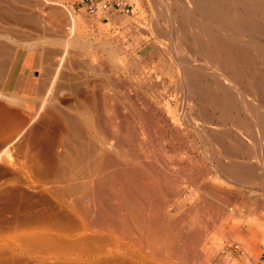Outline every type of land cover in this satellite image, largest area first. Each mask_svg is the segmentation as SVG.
Listing matches in <instances>:
<instances>
[{
	"label": "rangeland",
	"instance_id": "374dc122",
	"mask_svg": "<svg viewBox=\"0 0 264 264\" xmlns=\"http://www.w3.org/2000/svg\"><path fill=\"white\" fill-rule=\"evenodd\" d=\"M126 1L123 9L89 11L88 0H0V113L8 115L0 116V264H264V131L252 124L264 117V42L254 40L250 68L237 64L244 83L214 55L195 53L209 37L190 0ZM237 30L230 35L243 46L249 38ZM200 34L202 43L192 39ZM182 58L213 90L209 99L182 77ZM211 78L235 87L257 112L247 113L239 94L236 110H226ZM122 218L125 237L116 226ZM151 239L155 253L146 249ZM158 242L177 251L161 257Z\"/></svg>",
	"mask_w": 264,
	"mask_h": 264
},
{
	"label": "bare ground",
	"instance_id": "6f19581e",
	"mask_svg": "<svg viewBox=\"0 0 264 264\" xmlns=\"http://www.w3.org/2000/svg\"><path fill=\"white\" fill-rule=\"evenodd\" d=\"M180 1V0H179ZM183 1V0H182ZM181 1V2H182ZM187 4H189V5H191L192 7H194V11L196 12V13H198V15L200 16V19L201 20H199V25H198V21H196V23H197V25L199 26V28H200V30H201V32H202V34L205 36V35H207L209 38L207 39V45L205 44V46H201L200 44V47H199V49H197V51H196V49H195V53L197 54H199V57L200 56H202V58L203 57H210V56H213L214 58H216L215 60H216V63H218V65H219V69L221 68L224 72H226V73H229L230 75H231V79L232 78H234L235 80H243V78H241V76H240V71L241 70H239V72L237 71V67L240 65H238L237 66V64H238V62H240L241 63V65L239 66V68L241 67V68H243V67H249L250 68V64H251V59L250 58H252V56L250 57L249 56V51H250V49L251 48H253L254 46H255V44H254V40H257V42H258V40H261V41H263L264 42V0H190V2L188 1V3ZM184 4H182V6H183ZM40 6V5H39ZM190 6V7H191ZM99 7V6H98ZM189 7V8H190ZM192 7L190 8V9H192ZM184 8V7H183ZM182 8V9H183ZM256 8H258V11L256 10ZM259 8H260V10H259ZM192 11H193V9H192ZM191 11V12H192ZM183 13H184V9H183V11H182ZM195 12H193V13H195ZM188 12H185V14H187ZM196 13H195V15H196ZM181 15H182V13H181ZM192 15V14H191ZM194 15V16H195ZM185 16V15H184ZM49 17V16H48ZM195 17H198V16H195ZM228 17H230V19H232V25L230 26H227V24L225 23V21H226V19L228 18ZM185 18V17H184ZM186 18H187V16H186ZM189 18V17H188ZM71 19H72V17H71ZM191 19V18H190ZM229 19V18H228ZM227 19V20H228ZM182 20H184V19H182ZM192 20V19H191ZM62 21V20H61ZM188 21V23L187 24H189V20H187ZM211 21L212 22H216V25H214L213 23V25H214V27H212V25L211 24H209V23H211ZM230 21V20H229ZM74 22V21H73ZM185 22V21H184ZM183 22V24H185ZM228 22V21H227ZM170 23V22H169ZM172 24V23H171ZM192 24H193V22H192ZM169 26V25H168ZM171 26V25H170ZM181 26H182V24H181ZM192 26V25H191ZM191 26H190V28H191ZM73 27V26H72ZM185 27H186V25H185ZM172 28V27H171ZM182 28V27H181ZM194 28V27H193ZM192 29V28H191ZM190 29V30H191ZM234 29H238L240 32L239 33H241L240 35H242V34H244V37H248L249 39L247 40V42L245 43V44H243V46H240V42L238 41V43H239V46L237 45V41H236V37L234 38V36L233 35H230V33H231V31L232 30H234ZM186 30V29H185ZM199 30V31H200ZM237 30V31H238ZM173 31H174V29H173ZM182 31H183V29H182ZM187 31V30H186ZM193 31H195V30H193ZM192 31V32H193ZM216 31H217V33H216ZM219 31H224V32H226V35H224V36H226V37H221V36H219V34H218V32ZM197 32V31H196ZM223 32V33H224ZM233 32V31H232ZM171 33V32H170ZM173 33V32H172ZM183 33V32H182ZM187 33V32H186ZM185 33V34H186ZM236 33H238V32H236ZM163 34V33H162ZM198 34V33H197ZM190 35V37H191V34H189ZM203 35H199V36H197V35H192V39L194 40V41H197V42H199L200 40L199 39H201V37L203 36ZM160 36V35H159ZM206 36V37H207ZM163 37V36H162ZM171 37H173V35L171 36ZM183 37V36H182ZM184 37H186L185 35H184ZM205 38V37H204ZM183 39V38H182ZM187 39V38H186ZM203 39V38H202ZM241 39H242V36H241ZM247 39V38H246ZM181 40V39H180ZM191 40V39H190ZM237 40H239V39H237ZM244 40V39H243ZM155 41V40H154ZM170 41V40H169ZM185 41V40H184ZM183 41V42H184ZM241 41V40H240ZM174 42V41H173ZM189 42V41H188ZM201 42V41H200ZM199 42V43H200ZM203 42V41H202ZM201 42V43H202ZM206 42V41H205ZM204 42V43H205ZM181 43V42H180ZM179 43V44H180ZM184 43H187V42H184ZM194 43V42H193ZM190 44V43H189ZM198 44V43H197ZM264 44V43H263ZM160 45V44H159ZM186 45V44H185ZM187 46V45H186ZM260 46V45H259ZM0 47H3V46H0ZM261 47V46H260ZM260 47H258V50H260L261 51V49L262 48H260ZM263 47V46H262ZM6 48V47H5ZM189 48V47H188ZM256 48H257V46H256ZM1 51H2V48L0 49ZM193 50V49H192ZM6 51V50H5ZM164 51V50H163ZM167 51V50H166ZM254 51H255V49H254ZM257 51V50H256ZM181 52V51H180ZM192 52V51H191ZM263 52V51H262ZM8 53V52H7ZM161 53V52H160ZM159 53V54H160ZM260 53V52H259ZM0 54H1V52H0ZM4 54H6L5 52H4ZM167 54V53H166ZM181 54V53H180ZM1 55H3V53L1 54ZM195 55V54H194ZM259 55V54H258ZM264 55V54H263ZM263 55H261L262 56V58H263ZM3 56H5V55H3ZM7 56H8V54H7ZM178 56V55H177ZM257 56V55H256ZM1 57V56H0ZM170 57V56H169ZM180 57V56H179ZM190 57V56H189ZM199 57H197V58H199ZM254 57V56H253ZM3 58V57H2ZM7 58V57H6ZM5 58V59H6ZM188 58V57H187ZM195 58V57H194ZM258 58V57H257ZM172 59V58H171ZM189 59V58H188ZM188 59H181L182 61H180V63L178 62L179 61V59H178V61H177V65H178V63H179V65H181L182 66V77L184 78V79H187V82L188 83H190L191 85L190 86H192V88H195V90H199L200 92H201V95L203 94V96L206 98L207 97V99H209L208 98V96H212L213 94H212V92L211 91H213V90H211L210 91V87L208 86V85H202V84H198L197 83V77H198V72L196 71V69L193 67L192 68V66L193 65H190L189 64V62H188ZM201 59V58H200ZM206 59V58H205ZM209 59V58H208ZM212 58L210 57V60H211ZM2 60H4V59H2ZM7 60V59H6ZM167 60V59H166ZM207 60V59H206ZM215 60H214V62H215ZM258 60H259V58H258ZM1 61V60H0ZM175 61V60H174ZM197 61H200L199 59L197 60ZM256 60H254L253 62H255ZM263 61V60H262ZM2 62V61H1ZM6 62V61H5ZM191 62V61H190ZM192 62H196V61H192ZM208 62V61H207ZM200 63V62H199ZM215 63V64H216ZM264 63V62H263ZM4 64V63H3ZM202 64V63H201ZM207 64V63H206ZM257 64V63H256ZM255 64V65H256ZM261 64V63H260ZM197 65V64H196ZM209 65V64H208ZM217 65V64H216ZM215 65V66H216ZM253 65V64H252ZM202 66V65H201ZM257 66V65H256ZM179 67V66H178ZM196 67V66H195ZM198 67V66H197ZM210 67V66H209ZM213 67V66H212ZM217 67V66H216ZM260 67H261V65H260ZM2 68V67H1ZM3 68H4V66H3ZM199 68H201L200 67V65H199ZM205 68H207V66L205 67ZM237 68V69H236ZM240 68V69H241ZM259 68V67H258ZM181 69V68H180ZM203 69H204V67H203ZM210 69V68H209ZM217 69V68H216ZM1 70V69H0ZM4 70H5V68H4ZM198 70V69H197ZM244 71H246L247 70V68H246V70L245 69H243ZM249 70H251V69H249ZM248 70V71H249ZM253 70H254V67H253ZM252 70V71H253ZM259 70V69H258ZM263 70H264V68H263ZM3 71V70H2ZM2 71L0 72V73H2ZM211 72H213L212 70H210ZM209 71V72H210ZM221 71V70H220ZM223 71H221V72H223ZM247 71V72H248ZM257 71V70H256ZM255 71V72H256ZM260 71V70H259ZM200 72H201V70H200ZM209 72H207V74L209 73ZM210 72V73H211ZM216 72H218V71H216ZM251 72V71H250ZM249 72V73H250ZM258 72V71H257ZM202 73V72H201ZM204 73V72H203ZM214 73V72H213ZM212 73V74H213ZM220 73V72H219ZM244 73V72H243ZM243 73H242V76H243ZM259 73V72H258ZM206 74V73H205ZM217 74V73H216ZM246 74V73H245ZM248 74V73H247ZM253 74V73H252ZM261 74H263V73H261ZM1 75H3V74H1ZM215 75V74H214ZM250 75V74H249ZM255 75H257V74H255ZM199 76H201V75H199ZM208 76V75H207ZM206 76V77H207ZM215 76H219L220 77V75H215ZM226 76V75H225ZM233 76V77H232ZM246 76V75H245ZM262 76V75H261ZM264 76V75H263ZM210 77H212V78H214L213 76H210ZM222 77H224V76H222ZM229 77V76H228ZM227 77V78H228ZM252 77V76H251ZM250 77V78H251ZM254 77V76H253ZM1 78H3V76L1 77ZM201 78V77H200ZM203 78H205V75H204V77ZM202 78V79H203ZM211 78V79H212ZM216 78V77H215ZM247 78H248V76H247ZM261 78V77H260ZM259 78V79H260ZM262 78H264V77H262ZM226 78H224L223 80H225ZM229 79V78H228ZM234 79H233V81H234ZM245 79V78H244ZM249 79V78H248ZM253 79V78H252ZM258 79V80H259ZM213 80V79H212ZM247 80V79H246ZM251 80V79H250ZM254 80V79H253ZM203 81H207L206 79L205 80H203ZM213 81H216L215 83H214V85L216 84L218 87H215V88H217V90H219V87H220V90H221V88H222V90H221V92L223 93V95L222 96H219L218 95V93L216 94V95H214V98L216 97V99H217V101H219L220 103L221 102H223V105H224V108L227 110V109H234V110H236V104H235V102L233 101V99H235L236 97H238V100L240 101V104L242 105V106H245V109H246V111H247V113H248V110L250 111V112H252V113H256L257 111H256V109H257V107H256V109H255V105L256 104H254L253 106L252 105H250V104H248V103H246V101H245V98L241 95V93L239 94V93H236L237 91H234V92H232V90H234L235 89V87H234V89H231L230 87H229V85L228 84H226V83H224V81H222L223 83H219V84H217V79L216 80H213ZM230 81H232V80H230ZM232 81V82H233ZM244 81V80H243ZM255 81V80H254ZM198 82H199V78H198ZM201 82V81H200ZM199 82V83H200ZM207 82H209V81H207ZM219 82V81H218ZM236 82V81H235ZM234 82V83H235ZM246 81H244V83H245ZM256 82V81H255ZM212 83V82H211ZM211 83H209V84H211ZM227 83H229V82H227ZM231 83V82H230ZM229 83V84H230ZM247 83H248V81H247ZM251 83V82H250ZM208 84V83H207ZM213 84V83H212ZM237 84H238V81H237ZM241 84V83H240ZM239 84V85H240ZM256 84H257V82H256ZM3 85V84H2ZM186 86H187V84H185ZM189 85V84H188ZM215 85V86H216ZM253 85H255L254 83H253ZM232 86V85H231ZM238 86V85H237ZM241 86V85H240ZM249 86H250V84H249ZM256 86V85H255ZM261 86V85H260ZM257 87V86H256ZM190 88V87H189ZM189 88H186L185 87V89H189ZM243 88H245V87H243ZM255 88V87H254ZM261 88V87H260ZM259 88V89H260ZM240 89H242V88H240ZM252 89V88H251ZM255 89H257V88H255ZM258 89V90H259ZM262 89H263V87H262ZM191 90V89H190ZM216 90V89H215ZM216 90V91H217ZM245 90V89H244ZM254 90V89H253ZM3 91V90H2ZM191 91H193V90H191ZM249 91V90H248ZM262 91V90H261ZM185 92V91H184ZM187 92H189L188 90H187ZM215 92V91H214ZM240 92H242L241 90H240ZM192 93V92H191ZM195 93H196V91H195ZM199 93V92H198ZM249 93H251V92H249ZM254 93V92H253ZM256 93H257V90H256ZM261 93V92H260ZM194 94V93H193ZM200 94V93H199ZM215 94V93H214ZM235 94H239V95H235ZM245 94V93H244ZM187 95H188V93H187ZM190 95V94H189ZM195 95V94H194ZM197 95V94H196ZM246 95V94H245ZM255 95V94H254ZM254 95H252V96H254ZM191 96V95H190ZM202 96V97H203ZM234 96H236L235 98H234ZM258 96V95H257ZM1 97V96H0ZM195 97V96H194ZM201 97V98H202ZM249 97H250V95H249ZM248 97V98H249ZM259 97H261V96H259ZM10 98V97H9ZM198 98H200V97H198ZM201 98L199 99V100H201ZM251 98V97H250ZM249 98V99H250ZM254 98V97H253ZM253 98H252V100H253ZM256 98V97H255ZM262 98H264V97H262ZM261 98V99H262ZM204 99V98H203ZM237 99V98H236ZM249 99H247L248 100V102H251ZM261 99H259V101H262ZM211 100H213L212 98H211ZM257 100V99H256ZM99 101H101V100H99ZM206 101V100H205ZM216 101V100H215ZM255 101V100H254ZM264 101V100H263ZM213 102V101H212ZM238 102V101H237ZM209 102H207V104H208ZM261 103V102H260ZM260 103L258 102V104L260 105ZM206 104V103H205ZM213 104H215V103H213ZM219 104V103H218ZM217 104V105H218ZM222 104V103H221ZM221 104H220V106H221ZM252 104V103H251ZM223 105H222V107H223ZM258 105V106H259ZM262 105H263V103H262ZM262 105H260V106H262ZM204 106V105H203ZM211 106V105H210ZM209 106V107H210ZM214 107H217V106H215V105H213ZM213 106H211V107H213ZM220 106H218V107H220ZM241 106V107H242ZM259 106V107H260ZM3 107V109H4V106H2V104H0V108H2ZM6 107V106H5ZM100 107V106H99ZM206 107V106H205ZM210 107V108H211ZM239 107V106H238ZM263 107H264V105H263ZM218 109H221V108H218ZM218 109H216V110H218ZM239 109V108H238ZM242 110H243V107L241 108ZM245 109H244V111L243 112H245L246 113V111H245ZM264 109V108H263ZM5 110H7V109H5ZM201 110H203V109H201ZM211 110V109H210ZM214 110H215V108H214ZM213 110V111H214ZM225 110V111H226ZM258 110V109H257ZM3 111V110H2ZM1 111V113L3 114L4 112L6 113V111H3L2 112ZM11 111V110H10ZM205 111V110H204ZM207 111V110H206ZM209 111V110H208ZM212 111V112H213ZM220 111V110H219ZM222 111H223V108H222ZM240 111V110H239ZM238 111V112H239ZM11 112H13V111H11ZM11 112L9 113V114H11ZM201 112V111H200ZM237 112V111H236ZM1 113H0V116H2V119H3V121H7L6 119H8V118H6V116H8V115H6L5 116V114H3V115H1ZM14 114H17L15 111L13 112ZM138 113V112H137ZM208 113V112H207ZM211 113V112H210ZM221 112H219L218 114H220ZM228 113V111L226 112V114ZM229 113H230V111H229ZM240 113H242V112H240ZM259 113V112H258ZM257 113V114H258ZM261 113H262V110H261ZM260 113V114H261ZM7 114V113H6ZM214 114V113H213ZM217 114V115H218ZM226 114H223V115H226ZM239 114V113H238ZM243 114V113H242ZM216 115V114H215ZM217 115H216V117H217ZM230 115V114H229ZM245 115H247V114H245ZM245 115L243 114V116L245 117ZM256 115V114H255ZM262 115V114H261ZM221 116H222V113H221ZM227 116V115H226ZM235 116H236V114H235ZM242 116V117H243ZM263 116V115H262ZM262 116H260V117H257L256 118V116H255V118L257 119V121H254V122H252V120L251 119H249L248 120V122L249 121H251L252 122V124L254 123V125L253 126H258L259 127V129L261 130H263L264 131V117H262ZM220 117V116H219ZM227 117H229V116H227ZM230 117H231V115H230ZM243 117V119L246 121V119L248 118L247 116V118L245 117L244 118ZM253 117V116H252ZM251 117V118H252ZM1 118V117H0ZM215 118V117H214ZM222 118H224V117H222ZM221 118V119H222ZM226 118V117H225ZM254 118V117H253ZM252 118V119H253ZM149 119V118H148ZM208 119V118H207ZM211 119V118H210ZM216 119H219L218 117L216 118ZM233 119H234V117H233ZM232 119V120H233ZM235 119H237V118H235ZM240 119V117H239V115H238V120ZM242 119V118H241ZM1 120V119H0ZM220 120V119H219ZM227 120V119H226ZM230 120V119H229ZM232 120H230V121H232ZM254 120V119H253ZM2 121V122H3ZM211 121V120H210ZM1 122V123H2ZM108 122V121H107ZM217 122V121H216ZM224 122H229V121H224ZM243 122V121H242ZM248 122H246V125H247V123ZM0 123V124H1ZM6 123V122H5ZM110 123V122H109ZM235 123V122H234ZM238 123H240V121L239 122H237V125H238ZM245 123V122H244ZM148 124V123H147ZM222 124H223V122H222ZM222 124H220V125H222ZM225 124V123H224ZM230 124H231V122H230ZM236 124V123H235ZM235 124H234V126H235ZM248 124H250V123H248ZM3 125H4V123H3ZM215 125H216V123H215ZM218 125V124H217ZM243 125V124H242ZM241 124H240V126H242ZM245 125V126H246ZM219 126V125H218ZM239 126V125H238ZM245 126H244V128H245ZM232 127V126H231ZM236 128H237V126H235ZM243 127V126H242ZM248 127V126H247ZM122 128V127H121ZM249 128H251V126L249 127ZM254 128H256V127H254ZM219 129V128H218ZM229 129V128H228ZM240 129H241V131H243V129L240 127ZM245 130V129H244ZM246 130H248V129H246ZM252 130V129H251ZM224 131V130H223ZM225 131H228V130H225ZM224 131V132H225ZM249 131V130H248ZM247 131V133H249V132H251V131H249L248 132ZM229 132V131H228ZM228 132H225V133H222L223 135H221V137L222 136H224V134H225V136L227 137V135L229 134ZM244 133H246V131H243ZM243 132H241L242 134H243ZM256 132V131H255ZM226 133H228L227 135H226ZM257 133H258V130H257ZM256 133V134H257ZM263 133V132H262ZM211 135V134H210ZM220 135V134H219ZM255 135V134H254ZM258 135V134H257ZM256 135V136H257ZM260 135H262L261 134V131H260ZM264 135V134H263ZM242 136H245L246 137V135L244 134V135H242ZM250 136H252V134H250ZM226 137H225V139H226ZM247 137H248V135H247ZM264 137V136H263ZM228 138V137H227ZM259 137L257 136V139H258ZM244 139V138H243ZM247 139V138H246ZM228 140H230V139H228ZM259 140V139H258ZM261 140H263V139H261ZM231 142L233 141V139L232 140H230ZM235 141V140H234ZM253 142V141H252ZM255 142H257V141H255ZM259 142H261L260 140H259ZM259 142H258V144H259ZM264 141H262V143H263ZM233 143V142H232ZM210 144V143H209ZM257 144V143H256ZM255 144V145H256ZM261 144V143H260ZM264 144V143H263ZM237 145V144H236ZM223 146V145H222ZM235 146V145H234ZM233 146V150H235L236 151V149H235V147ZM260 146V145H259ZM226 147V146H225ZM237 147H238V145H237ZM241 147V146H240ZM239 147V148H240ZM243 147V146H242ZM241 147V148H242ZM251 147H252V145H251ZM230 148H231V146H230ZM229 148V149H230ZM262 148V147H261ZM225 149V148H224ZM227 149V148H226ZM238 149V148H237ZM225 151V150H224ZM226 151H228V150H226ZM230 151H232V150H230ZM235 151H233V152H235ZM238 151V150H237ZM260 151V150H259ZM164 152V151H163ZM238 152H240V151H238ZM238 152H236V153H238ZM263 153H264V151H263ZM225 154V153H224ZM224 154H223V156H224ZM229 154H230V152H229ZM229 154H228V156H229ZM242 154V153H241ZM233 155V154H232ZM236 155V154H235ZM255 155V154H254ZM261 155V154H260ZM226 156H227V152H226ZM228 156L226 157V158H228ZM245 156H246V154H245ZM230 157H232V156H230ZM233 157H234V155H233ZM232 157V158H233ZM247 157V156H246ZM258 157V156H257ZM231 158V159H232ZM237 158V157H236ZM249 158V157H248ZM247 158V159H248ZM256 158V157H255ZM264 158V157H263ZM230 159V158H229ZM150 161V160H149ZM157 161V160H156ZM260 162H261V160H259ZM105 162V161H104ZM216 163H217V161H216ZM262 163H264V162H262ZM231 164V163H230ZM234 165H235V163H233ZM237 164V163H236ZM216 165V164H215ZM259 165V164H258ZM197 166V165H196ZM222 166H224V165H222ZM230 166V165H229ZM241 166V165H240ZM256 166V165H255ZM225 167V166H224ZM231 167V166H230ZM238 167V166H237ZM236 167V168H237ZM257 167H259V169H262L263 167H264V164H263V167L261 168L260 166H257ZM226 168V170H225V172H227L228 170H227V168H229V167H225ZM243 168V167H242ZM128 169V168H127ZM214 169V168H213ZM221 169H223L222 167H221ZM245 169V168H244ZM258 169V168H257ZM258 169V170H259ZM129 170V169H128ZM132 170V169H131ZM234 170H237L238 171V169H235V167H233V168H231L230 169V172L233 174V172H234ZM264 170V169H263ZM126 170H124V172H125ZM130 171V170H129ZM133 171V170H132ZM212 171V170H211ZM241 171V170H240ZM261 171V170H260ZM119 172V171H118ZM121 172V171H120ZM224 172V171H223ZM262 172H264V171H262ZM123 173V172H122ZM135 173V172H134ZM202 173V172H201ZM245 173L247 174V175H249V176H251V177H253V174H255V172H253L252 173V170L250 169V168H248V169H245ZM162 174V173H161ZM231 174V175H232ZM242 174V173H241ZM245 174V175H246ZM262 174V173H261ZM135 175V174H134ZM134 175H131V176H134ZM141 175V174H140ZM229 175V174H228ZM244 174H243V176H245ZM255 175H257V174H255ZM122 176H124V175H122ZM173 176V175H172ZM259 176H260V173H259ZM121 177V176H120ZM144 177V176H143ZM230 177H232V176H230ZM247 177V176H246ZM262 177H263V175H262ZM113 178V177H112ZM137 178V177H136ZM146 178V177H145ZM233 178V177H232ZM256 178H258V177H256ZM124 180H128V179H124ZM242 180H244V179H242ZM260 180V179H259ZM132 181V180H131ZM245 181H247V180H245ZM250 181V180H249ZM254 181V180H253ZM264 181V180H263ZM248 182V181H247ZM112 183V182H111ZM114 183V182H113ZM257 183V182H256ZM255 183V184H256ZM261 183V182H260ZM128 184V183H127ZM164 184V183H163ZM162 184V185H163ZM249 184H250V182H249ZM114 185V184H113ZM112 185V186H113ZM125 185V184H124ZM133 187H134V185L133 184H131ZM130 185V186H131ZM136 185H137V183H136ZM126 186V185H125ZM236 186H238V184L236 185ZM262 186V185H261ZM264 186V185H263ZM136 187H140V186H136ZM135 187V188H136ZM154 187V186H153ZM162 187H164V186H162ZM112 188V187H111ZM134 188V189H135ZM144 188V187H143ZM261 188V187H260ZM119 189V188H118ZM139 189V188H138ZM137 189V190H138ZM262 189H264V188H262ZM136 191V190H135ZM91 192V191H90ZM177 193V192H176ZM133 194V193H132ZM108 195V194H107ZM117 195V194H116ZM120 195H121V192H120ZM152 195V194H151ZM123 196V195H122ZM129 196L130 195H128V198H129ZM131 196H134V195H131ZM140 196V195H139ZM227 196V195H226ZM119 197V196H118ZM230 197V196H229ZM100 198V197H99ZM125 197H123V199H124ZM134 198V197H133ZM132 198V199H133ZM142 198H144V197H142ZM156 198V197H155ZM238 198V197H237ZM126 199V198H125ZM131 199V198H130ZM129 199V200H130ZM231 199V198H230ZM264 199V198H263ZM114 200V199H113ZM136 200V199H135ZM134 200V201H135ZM153 200H155V199H153ZM159 200V199H158ZM259 200V199H258ZM122 201V200H121ZM124 201V200H123ZM126 201V200H125ZM140 201V200H139ZM127 202V201H126ZM130 202V201H129ZM235 202V201H234ZM256 202V201H255ZM134 203V202H133ZM136 203V202H135ZM143 203V202H142ZM141 203V204H142ZM259 203V202H258ZM258 203H257V205H258ZM99 204V203H98ZM153 204V203H152ZM228 204V203H227ZM89 205V204H88ZM125 204H123V206H124ZM130 205V204H129ZM146 205V204H145ZM204 205V204H203ZM230 205V204H229ZM263 205H264V203H263ZM126 206H127V204H126ZM131 207H132V205H130ZM161 206V205H160ZM159 206V207H160ZM232 206V205H231ZM262 206V205H261ZM260 206V207H261ZM110 207V206H109ZM125 207V206H124ZM138 207H140V206H138ZM142 207V206H141ZM147 207V206H146ZM150 207H152V206H150ZM157 207V206H156ZM193 207V206H192ZM216 207V206H215ZM255 207H258V206H255ZM263 207V206H262ZM127 208V207H126ZM126 208H125V210H126ZM247 208V207H246ZM100 209V208H99ZM128 209V208H127ZM135 209V208H134ZM133 208H132V210H134ZM264 209V208H263ZM130 210V209H129ZM138 210V209H137ZM141 210V209H140ZM158 210V209H157ZM250 210V209H249ZM262 210V209H261ZM127 211V210H126ZM135 211V210H134ZM143 211H145V210H143ZM152 211V210H151ZM247 211V210H246ZM251 211V210H250ZM153 212V211H152ZM120 213V212H119ZM127 213V212H126ZM130 213H133V211H131ZM135 213V212H134ZM148 213V212H147ZM160 213V212H159ZM140 214V213H139ZM145 214V213H144ZM132 216H133V214H131ZM142 215V214H141ZM149 215V214H148ZM130 215H128V217H129ZM147 216V215H146ZM152 216V215H151ZM151 216H149V218L151 217ZM154 216V215H153ZM153 216H152V219H153ZM158 216V215H157ZM156 216V213H155V216L154 217H157ZM131 217V216H130ZM129 217V218H130ZM160 217V216H159ZM263 217V216H262ZM98 218H100V217H98ZM104 218V217H103ZM117 218V217H116ZM138 218V217H137ZM140 219H142L143 220V216H142V218L141 217H139ZM147 218V217H146ZM264 218V217H263ZM97 219V218H96ZM134 219V218H133ZM136 219V218H135ZM145 219V218H144ZM159 219V218H158ZM157 219V220H158ZM138 221H141V220H139V219H137ZM155 220H156V218H155ZM156 220V221H157ZM117 221V220H116ZM128 221V220H127ZM132 221V220H131ZM144 221V220H143ZM149 221H150V219H149ZM153 222H154V220H152ZM152 222V223H153ZM97 223V222H96ZM135 223V222H134ZM133 223V224H134ZM138 223V222H137ZM137 223H135V224H137ZM140 224H141V222H139ZM142 223H144V222H142ZM152 223H151V226H149L148 228H153L154 227V224L156 223H153V225H152ZM191 223V222H190ZM158 224V223H157ZM128 224L126 223V222H124V219L122 218V220H118L117 221V224H116V226L118 227V229H120V231H121V233H122V235H123V237H125V236H127V235H129V234H131L130 233V227H128L127 226ZM144 225V224H143ZM145 225H147L146 223H145ZM103 227V226H102ZM108 227V226H107ZM137 227H141V226H137ZM137 227H135L136 229H137ZM141 228H143V226L141 227ZM147 228V227H146ZM149 229L148 231H149V233L151 234L153 231H154V229H155V227H154V229ZM110 229V228H109ZM117 229V228H116ZM117 229V230H118ZM138 229H140V228H138ZM137 229V230H138ZM162 228H160V230H161ZM152 232H151V231ZM134 231V230H133ZM156 231H158L159 232V227H158V229L156 228ZM119 232V231H118ZM132 232V231H131ZM203 232V231H202ZM117 233V232H116ZM115 233V234H116ZM149 233H147V234H149ZM154 233H156L155 231L152 233V235L154 234ZM160 233V232H159ZM132 234H134V233H132ZM151 235V236H152ZM134 236V235H133ZM147 236H149V235H147ZM151 236H149V237H151ZM197 236H199V235H197ZM141 237H142V235H141ZM195 237H196V235H195ZM194 237V238H195ZM146 238V237H145ZM148 238V237H147ZM152 238H154L155 239V237H153L152 236ZM198 237H196V239H194L196 242H198V241H200V240H198L197 239ZM127 239H128V237H127ZM149 239V238H148ZM154 239H151L150 240V243H151V241H153ZM159 239V238H158ZM199 239H200V236H199ZM202 239V238H201ZM139 240V239H138ZM147 240V239H146ZM131 241L134 243V241H133V238L131 239ZM130 241V242H131ZM136 241H137V239H136ZM136 241H135V244H136ZM162 241V240H161ZM161 241H159V242H161ZM131 242V243H132ZM139 242H140V240H139ZM147 242V241H146ZM156 242V241H155ZM159 242H158V245H159ZM164 242H165V240H164ZM163 242V244L161 243L160 245H159V247H158V251L156 252V253H158V254H160V256L161 257H163V256H165L166 254H167V251L170 253V250L172 251V250H174L175 251V249H176V251H177V247H170L169 245H168V243L167 244H165ZM169 242V241H168ZM186 242V241H185ZM185 242L183 243V246H185L184 244H185ZM157 243V242H156ZM188 243V242H187ZM126 244V243H125ZM140 244V243H139ZM149 244V243H148ZM148 244H146V245H148ZM152 244V243H151ZM153 244H154V242H153ZM153 244L152 245H150L149 247L147 246L146 247V249L147 248H151V251H152V247H154L153 246ZM195 244V243H194ZM121 245V244H120ZM119 245V246H120ZM127 245V244H126ZM162 245H165V247L163 246V247H160V246H162ZM166 245L168 246V247H166ZM171 245H174V244H171ZM186 245H188V244H186ZM123 246H124V244H123ZM156 246H157V244H156ZM202 246V245H201ZM121 247V246H120ZM180 247V246H179ZM186 247V246H185ZM205 247V246H204ZM139 248H141L140 247V245H139ZM155 249L157 248V247H154ZM153 248V249H154ZM184 248V247H183ZM189 248V247H188ZM119 249V248H118ZM122 249V248H121ZM120 249V250H121ZM185 250H186V248H184ZM126 250V249H125ZM132 250V249H131ZM139 250V249H138ZM202 249H200V252H205V250H203V251H201ZM129 251V250H128ZM173 251V252H174ZM153 252V251H152ZM152 252H150V250H149V253H150V255H151V253ZM172 252V253H173ZM185 252V251H184ZM193 252V251H192ZM125 253L127 254L128 252L127 251H125ZM124 253V254H125ZM153 253H155V250H154V252ZM168 253V254H169ZM175 253V255H176V252H174ZM173 253V254H174ZM188 253V252H187ZM123 254V255H124ZM132 254H134V256H136V258H137V255H135V253H132ZM168 254H167V256H168ZM204 254V253H203ZM172 255V254H171ZM170 255V256H171ZM174 255V256H175ZM183 255V254H182ZM188 255V254H187ZM127 256V255H126ZM144 256V255H143ZM159 256V257H160ZM176 257V256H175ZM140 258V257H139ZM143 258V257H142ZM147 258V257H146ZM166 258V257H165ZM168 258V257H167ZM161 259V258H160ZM169 259V258H168ZM167 259V260H168ZM186 259V258H185ZM188 259V258H187ZM106 260H108V259H106ZM109 261H110V259H109ZM108 261V262H109ZM125 261V260H124ZM138 261H139V259H138ZM141 262H142V260H140ZM139 261V262H140ZM112 262V261H111ZM146 262V261H145ZM125 263H127V262H125ZM138 263V262H137ZM144 263V262H143Z\"/></svg>",
	"mask_w": 264,
	"mask_h": 264
},
{
	"label": "built area",
	"instance_id": "2783aa9c",
	"mask_svg": "<svg viewBox=\"0 0 264 264\" xmlns=\"http://www.w3.org/2000/svg\"><path fill=\"white\" fill-rule=\"evenodd\" d=\"M126 0H101L98 4H95L92 0H88L89 11L96 10L97 6L103 11H112L114 9H123L126 5Z\"/></svg>",
	"mask_w": 264,
	"mask_h": 264
}]
</instances>
